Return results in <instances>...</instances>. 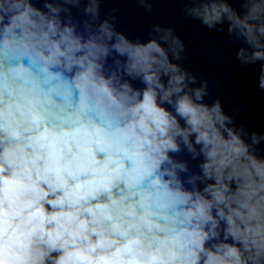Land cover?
<instances>
[{
  "label": "clouds",
  "instance_id": "obj_1",
  "mask_svg": "<svg viewBox=\"0 0 264 264\" xmlns=\"http://www.w3.org/2000/svg\"><path fill=\"white\" fill-rule=\"evenodd\" d=\"M119 3L181 4L264 95V0H0V264H264V124Z\"/></svg>",
  "mask_w": 264,
  "mask_h": 264
},
{
  "label": "water",
  "instance_id": "obj_2",
  "mask_svg": "<svg viewBox=\"0 0 264 264\" xmlns=\"http://www.w3.org/2000/svg\"><path fill=\"white\" fill-rule=\"evenodd\" d=\"M105 7L120 9L121 27L129 28L132 35L146 38L148 27L154 22L175 25L188 45L189 59L186 66L205 78L215 80L213 97L219 96L227 111L239 106L242 114L238 115V120H247L250 127L259 128L264 124V95L255 87L258 66L241 67L235 61L236 45L228 43L222 34L209 32L197 24L185 21L180 11L183 7L181 4H154L152 17H147L139 6L132 3L110 4ZM213 41L222 49L225 57L223 65H216L208 55V46Z\"/></svg>",
  "mask_w": 264,
  "mask_h": 264
}]
</instances>
